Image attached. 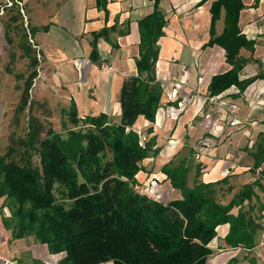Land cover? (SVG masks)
Listing matches in <instances>:
<instances>
[{
  "label": "trees",
  "instance_id": "obj_1",
  "mask_svg": "<svg viewBox=\"0 0 264 264\" xmlns=\"http://www.w3.org/2000/svg\"><path fill=\"white\" fill-rule=\"evenodd\" d=\"M107 3L96 0V7L106 12ZM243 9L241 0L211 3L207 45L221 47L231 69L212 77L210 95L232 85L243 91L256 80L239 79L247 63L240 51L253 53L255 45L239 27ZM221 19L223 28L216 35L215 26ZM166 24L158 0L152 13L138 21L135 74L121 84L118 122L105 113L79 117L75 102L70 100L67 115L73 128L63 127L65 134L45 129L30 115L25 135L10 141L6 152L0 154L1 221L12 239L34 237L47 246L50 255H65L57 264H208L213 253L210 244L222 225L229 226L223 240L226 246L250 250L257 245L261 213L254 217L244 209L255 183L244 185L223 205L215 197L217 182L199 181L197 167L194 183L189 186L191 167L184 160L177 164L171 160L161 170L171 187L180 191V199L164 203L139 191L143 182L137 175L142 163L151 154L156 156L159 149L153 148L152 137L142 141L134 125L139 117L154 123L160 106L162 84L155 67L158 41ZM114 30L112 26L91 33V62L99 60L97 40L109 42L108 35ZM28 37L24 33L19 49L36 66V50ZM36 76L34 71L25 83L19 112L29 104ZM255 147L252 169H264V137Z\"/></svg>",
  "mask_w": 264,
  "mask_h": 264
},
{
  "label": "crops",
  "instance_id": "obj_2",
  "mask_svg": "<svg viewBox=\"0 0 264 264\" xmlns=\"http://www.w3.org/2000/svg\"><path fill=\"white\" fill-rule=\"evenodd\" d=\"M51 1V4L44 6L47 1L43 0L39 4L42 7H37L40 9V12L37 10V16L40 14L47 18L49 14H52V20L44 24L48 31L42 32L37 39L41 40L39 47L44 52L46 49L52 50L51 46L59 52L58 64L61 65L66 76L72 79L75 73L74 64L79 75H82V72L86 74L84 96L78 84H71L77 109H80L78 98L81 99L82 105L89 108V112H93L92 114L109 115V112L114 110L120 112L118 96L121 84L125 77L135 74V58L138 57L139 43L138 21L152 13L155 0H107L106 12L96 7V0ZM213 1L215 0H158V8L167 20L164 35L158 41L160 49L155 67L156 77L162 84V96L154 123H149L143 117H139L134 128L136 131L139 129L146 133L142 141L152 137L155 142L153 148L159 149L157 156L151 154L142 163L146 170V164L150 165L151 176L147 178V173L142 170L137 178L144 183L146 178L147 181L151 178L152 190L159 197L157 200L166 198L164 201L160 200L164 203L181 198L180 191L171 187L161 169L183 147L193 154V161L200 169L201 182L211 183L217 181L218 176H226L231 169L235 168L231 166L235 151H231L228 145L225 146L227 144L225 142L228 141L219 140L222 134L228 130L226 134H229L234 130L243 129L246 124L249 125L229 136L232 141L228 143L235 146L233 143L243 142L241 146L243 149H250L254 142L253 138H257L261 132L264 134V87L259 90L255 85L240 91L237 86L232 85L214 96L210 95L208 90L213 76L224 74L231 69L225 62L224 50L217 45H207L210 40L211 14L209 9ZM241 1L244 9L239 15V27L247 39L254 41L255 45L253 54L243 49L239 55L242 57V53L248 54L247 56H252L255 61L263 62L264 0ZM112 26L115 30L108 35L109 42L104 38L97 40L99 60L91 62V33ZM72 30H78L79 34L87 33L88 40L91 38L90 43L89 41L85 43V49L84 44L82 45L86 60H89L84 68L81 63H79L81 68H78V62L73 60L76 57L74 46L64 45L62 41V36L66 35L67 38ZM200 34H203L204 38L200 39ZM100 44L106 47L105 51L101 50L104 56L100 55ZM103 62L107 64L108 69L110 68L106 72L99 69V65ZM51 63L56 64L53 61ZM213 63L217 64L214 70H212ZM129 68L134 69L133 73ZM242 72L239 75L240 80L250 79L249 75ZM252 78L256 80L250 85L259 81L264 86V75ZM90 90L92 93H89ZM195 93L203 98L198 99L196 96L192 99ZM220 98L222 100L218 101ZM260 98L261 101H259ZM207 103L211 105V109L203 115L204 105ZM99 106H104L106 110H99ZM159 115H161L160 123L158 122ZM198 117L201 118L200 121L196 120ZM149 128L151 132H148ZM196 156L199 157L198 160ZM153 157H155L156 164L160 162L157 171H154L156 165L152 163ZM162 158L164 159L161 160ZM226 162H231L229 167L225 166ZM248 169L249 166H245L242 170L247 171ZM228 228V225L217 227V237L210 244L211 248L214 244L217 252L212 253L207 263L264 264V245L260 244V233L254 248L250 250L231 248L223 241ZM27 240V245L25 244L19 253L21 255L24 251V253L30 251L32 264H57L62 258V254L50 255L47 246L35 241L34 237H29ZM17 252L18 250L16 252L14 250V254L10 256L15 258ZM56 257L59 258L56 259ZM29 263L31 262H23V264Z\"/></svg>",
  "mask_w": 264,
  "mask_h": 264
},
{
  "label": "rangeland",
  "instance_id": "obj_3",
  "mask_svg": "<svg viewBox=\"0 0 264 264\" xmlns=\"http://www.w3.org/2000/svg\"><path fill=\"white\" fill-rule=\"evenodd\" d=\"M11 0H0V154L3 155L10 141L13 139H17L22 137L26 133V128L28 125L29 116L32 115L39 119L42 122L45 129H52L55 132H62L63 127L73 128L74 126L69 122L68 119V110L70 108V100H74L75 102V94L73 96L74 89L71 88V84H78V87H81L82 95L85 91V77L86 74L82 72L80 76L74 64L75 73L73 74L72 79L65 75L63 68L58 62L60 61L59 52L51 46L52 50L46 49L44 52L40 47V41L37 39L42 32L48 31V29L44 26L47 21L52 20V14H49L47 18L45 16H41L38 14L37 10L40 12V9L37 7H42L41 4L43 0H21L20 2H16V4H11L8 2ZM47 3L44 6H48L51 4V0H46ZM54 10V9H53ZM184 17V15H182ZM182 17V18H183ZM34 31V34L31 35L29 31ZM222 30V20L218 21L215 26L216 35L220 34ZM78 30H72L68 33V37L66 35L62 36V41L64 45L72 44L75 51L74 62L81 63L83 65L82 68L86 67L89 63V60H86V55H84L85 43L91 41V38L88 40L87 33L77 32ZM24 33H28L29 42L33 45L36 50V57L38 59V64L35 66L28 57H25L24 54L19 49L20 43H22ZM205 34V33H203ZM203 34H200V39L204 38ZM31 37V39H30ZM43 41V40H42ZM84 44V45H83ZM82 45L84 49H82ZM100 55L102 51L106 50L105 45L100 44ZM83 50V51H82ZM102 50V51H101ZM114 52L113 50L111 51ZM253 54V53H252ZM248 54L242 53V57L245 56L247 59V64L243 69L245 75H249L250 78L264 75V61L258 62L255 61L252 56L248 57ZM55 62L53 64L51 62ZM105 62L99 65V69L102 71L109 70L107 68V64ZM103 64V65H102ZM131 65V62H130ZM83 70V69H82ZM81 70V71H82ZM130 72L133 73L134 69L129 68ZM36 71L37 76L33 80V84L29 91V104L23 110V112H19L18 108L20 105L21 96L25 89L26 81L31 77L33 72ZM112 70H110L111 72ZM129 73V72H128ZM127 75V74H126ZM249 79V78H248ZM259 81H257L254 85H250L249 87H253L256 85L257 89H262L264 86L261 85ZM80 89V88H79ZM92 93V90L89 93ZM84 96V95H83ZM201 99V95L195 93L192 97ZM91 97L89 96V99ZM203 98V97H202ZM222 98L218 99L221 101ZM262 99L260 98L259 101ZM76 105V104H75ZM261 107V105H259ZM211 109L210 104H205L203 109V115H206L207 110ZM263 111V109H261ZM78 116L83 117L86 114L82 113L80 109H77ZM91 112V113H90ZM88 114H92L90 111ZM87 114V115H88ZM99 114V113H98ZM118 110H114L109 112V117L118 122L119 121ZM96 115V114H94ZM196 120H201L198 117ZM246 124L244 128L248 127ZM243 128V129H244ZM243 129H237L229 134L225 132L219 138L223 141H232L229 139L231 134L236 133ZM142 130V129H141ZM138 131H140L138 129ZM255 131V129H254ZM65 134V132H62ZM144 131H140L141 136H145ZM264 134L261 132L257 135V138H253L252 147L243 149L240 144L227 143L225 146L231 147V151L234 152V158L231 162H226L225 166L229 167L230 164L235 168L230 170V173L226 176H218V180L212 183H216L214 186L215 197L216 200L226 205L228 204L234 196L241 190L244 185L253 184L254 185V194L251 197L250 202H244V209H248L251 212V215L254 217H258L261 213V210L264 208V170L263 172H257V170H253V154L256 153V145L259 140H261ZM221 142V143H222ZM185 144V143H184ZM255 144V146H254ZM157 156V155H156ZM151 158V157H150ZM155 157L152 159V163L156 165L154 167V171L159 169L160 162L155 163ZM185 161L188 166H190V172L188 175V185L192 186L195 180V173L197 169L196 162L193 161V154L189 149L183 147L181 151H179L172 159L174 164H177L180 161ZM147 170L144 166H142V170L147 173L146 177L149 178L151 176V167L149 164H146ZM245 166H249V169L243 171L242 169ZM262 167V166H261ZM158 173V172H157ZM156 174V173H154ZM144 177V176H143ZM221 177V178H219ZM226 177L225 182H221L222 179ZM145 182L151 183L150 181ZM198 180L201 179L198 177ZM205 181V179H204ZM257 181V182H255ZM144 182V181H143ZM219 183V184H218ZM150 194H151V185ZM154 187H156L154 185ZM168 187V186H167ZM161 190V189H160ZM167 190V189H165ZM162 193V190H161ZM163 201L166 199L162 198ZM160 198V200H162ZM2 204V200H0V205ZM236 209H233V212H236ZM3 214L8 217L9 212L7 209L3 210ZM29 237L23 239L14 240L11 237V232L7 231L3 228L1 221V213H0V264H10L16 262L17 264H23L25 261H30L32 264L33 260L31 258V252L27 253L22 252L20 255L19 250L27 245ZM36 241V240H35ZM18 250L17 256L15 258L11 257ZM213 253L217 252V249L214 248V244L212 247ZM59 257H56L58 259Z\"/></svg>",
  "mask_w": 264,
  "mask_h": 264
},
{
  "label": "built area",
  "instance_id": "obj_4",
  "mask_svg": "<svg viewBox=\"0 0 264 264\" xmlns=\"http://www.w3.org/2000/svg\"><path fill=\"white\" fill-rule=\"evenodd\" d=\"M13 1H15V2H17L16 0H11V1H8L10 4H11V2H13ZM198 156H196V160H198ZM257 172H263V167H258L257 169ZM151 185V194H150V186ZM139 191L141 192V193H144V194H148V195H150L151 197H153L154 199H158L159 197H158V195H155L154 194V192H153V190H152V183H142V186L140 187V189H139ZM259 222H260V244L261 245H264V210L261 212V215H260V220H259Z\"/></svg>",
  "mask_w": 264,
  "mask_h": 264
},
{
  "label": "bare ground",
  "instance_id": "obj_5",
  "mask_svg": "<svg viewBox=\"0 0 264 264\" xmlns=\"http://www.w3.org/2000/svg\"><path fill=\"white\" fill-rule=\"evenodd\" d=\"M216 63H213L212 64V67H213V69L212 70H214V67H216ZM77 66H78V68H81V64H77ZM97 97L98 98H100V95L99 94H97ZM77 101L80 103V111L82 112V113H88L89 112V108L86 106V105H82L81 104V99H78L77 98ZM97 109V108H96ZM99 110H106V108L104 107V106H99V108H98ZM160 121H161V115H159L158 116V122L160 123ZM164 158H162L161 160H163Z\"/></svg>",
  "mask_w": 264,
  "mask_h": 264
},
{
  "label": "water",
  "instance_id": "obj_6",
  "mask_svg": "<svg viewBox=\"0 0 264 264\" xmlns=\"http://www.w3.org/2000/svg\"><path fill=\"white\" fill-rule=\"evenodd\" d=\"M65 255L64 254H62V258L64 257Z\"/></svg>",
  "mask_w": 264,
  "mask_h": 264
}]
</instances>
